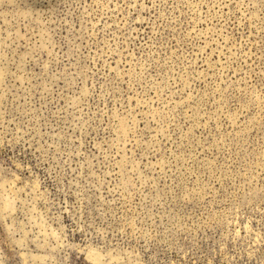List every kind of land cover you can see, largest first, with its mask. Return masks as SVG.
Segmentation results:
<instances>
[{
    "label": "rangeland",
    "instance_id": "374dc122",
    "mask_svg": "<svg viewBox=\"0 0 264 264\" xmlns=\"http://www.w3.org/2000/svg\"><path fill=\"white\" fill-rule=\"evenodd\" d=\"M0 264H264V0H0Z\"/></svg>",
    "mask_w": 264,
    "mask_h": 264
}]
</instances>
